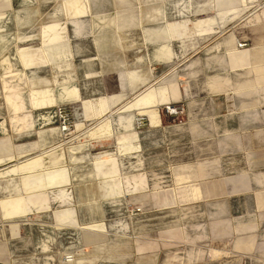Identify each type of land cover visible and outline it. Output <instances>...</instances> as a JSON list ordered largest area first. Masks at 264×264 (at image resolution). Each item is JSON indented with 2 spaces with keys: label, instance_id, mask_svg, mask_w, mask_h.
<instances>
[{
  "label": "rangeland",
  "instance_id": "obj_1",
  "mask_svg": "<svg viewBox=\"0 0 264 264\" xmlns=\"http://www.w3.org/2000/svg\"><path fill=\"white\" fill-rule=\"evenodd\" d=\"M220 4L0 0V264H264V0Z\"/></svg>",
  "mask_w": 264,
  "mask_h": 264
},
{
  "label": "crops",
  "instance_id": "obj_2",
  "mask_svg": "<svg viewBox=\"0 0 264 264\" xmlns=\"http://www.w3.org/2000/svg\"><path fill=\"white\" fill-rule=\"evenodd\" d=\"M218 1H219V3H222V4H220V6L223 8L228 3V0H218ZM74 5H75L74 3H70L69 6H67L69 13L80 12V9L78 7L77 8L73 7ZM58 38H59V33L53 29H50L48 37L42 40L43 46L49 47V46L56 45ZM26 60H27V58L25 59V61ZM119 83L120 84L124 83V77L123 76L119 77ZM7 90H8V99H9L10 104L13 107L20 105V103H22V96H21L20 87L17 86V84L16 85L7 84ZM7 151H9V146L4 141L0 140V162H2L1 160L4 158V156H6ZM30 179H32V178H30ZM47 180H48V182L44 183V184L41 183L40 178L38 181L27 180L25 182V188L27 189V191H29L28 197L25 200L22 199V200L13 202V203L5 206L4 215L7 217H20V216L26 214L27 212H32L34 210L39 209L40 207H37L39 199H36L35 193L39 189L44 187V185L46 186V184L54 185V186L62 184L65 180V174L62 171L52 172V173H49L47 175L46 181ZM55 218L59 221H63V223H66V224L72 223V217H71V213L69 210L62 211L60 213H55Z\"/></svg>",
  "mask_w": 264,
  "mask_h": 264
}]
</instances>
